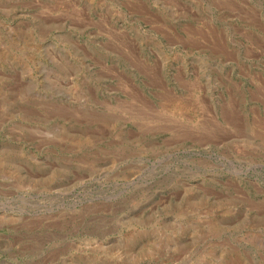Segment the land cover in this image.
I'll use <instances>...</instances> for the list:
<instances>
[{
  "label": "rangeland",
  "instance_id": "374dc122",
  "mask_svg": "<svg viewBox=\"0 0 264 264\" xmlns=\"http://www.w3.org/2000/svg\"><path fill=\"white\" fill-rule=\"evenodd\" d=\"M0 264H264V0H0Z\"/></svg>",
  "mask_w": 264,
  "mask_h": 264
}]
</instances>
